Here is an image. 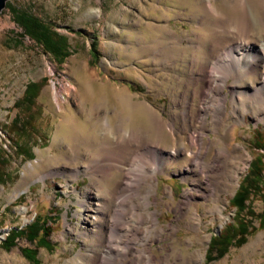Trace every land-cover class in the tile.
Returning <instances> with one entry per match:
<instances>
[{
	"label": "rangeland",
	"instance_id": "1",
	"mask_svg": "<svg viewBox=\"0 0 264 264\" xmlns=\"http://www.w3.org/2000/svg\"><path fill=\"white\" fill-rule=\"evenodd\" d=\"M249 2L264 13L262 0L9 2L0 16V264H103L101 250L122 234L120 197L131 193L124 190L127 170L149 175L163 164L157 151L173 156L177 145L185 147L179 161L148 176L133 197L145 218L131 235L132 251L114 263L264 264V199L258 192L251 198L253 214H243L252 227L247 242L206 261L211 239L234 223L231 201L252 161L258 155L264 160V150L255 146L257 132L264 135L263 62L259 72L225 85L212 78L214 63L231 59L226 56L238 45L235 26L239 15L247 18ZM17 12L65 37L71 55L59 63L18 24ZM252 40L241 45L254 48ZM32 83L41 87L30 105L24 98ZM255 90L261 91L258 114L246 96L242 105L231 102ZM130 132L140 150L123 159L126 172L92 175L88 167L95 171L107 163L109 147L125 150ZM214 206L222 211L210 212ZM37 217L51 230L49 248L18 239L5 249L10 231ZM198 219L205 244L191 228ZM113 223L120 229L109 235ZM26 248H37L35 261L23 254ZM199 249L203 259L194 262Z\"/></svg>",
	"mask_w": 264,
	"mask_h": 264
},
{
	"label": "bare ground",
	"instance_id": "2",
	"mask_svg": "<svg viewBox=\"0 0 264 264\" xmlns=\"http://www.w3.org/2000/svg\"><path fill=\"white\" fill-rule=\"evenodd\" d=\"M262 2L264 5V0H262ZM254 7L255 6L251 2H249V5L247 6V15H248L247 18L242 19L240 17V15L238 16V20H237V23L235 26V28L237 29V35L236 34L235 35H236V37L238 36L240 39H238L239 40L237 42L238 45L231 48L229 50V55L226 56V58H231V59L228 60V59L220 58L214 63L215 65H218L216 73L212 74V78H214L216 82L219 81L225 85L229 78L237 79V78L249 76V74L254 75L255 73L259 72L257 70L258 61H261L264 64V53L261 52V51H264V13H262L258 10H255ZM252 39H255L258 42V44H256L254 46V48L251 46H248V45H246L245 47L243 45H241V43H243V42H248V43L250 42L251 43V41H254ZM225 62L227 63V65L225 64ZM250 65H251L250 72H245L249 68ZM212 81L213 80L209 81V80L205 79L204 85L214 87L212 85ZM260 93H261V91H259V90L253 91L251 95H247V93H239V95H234L231 98V102L234 105L237 103H240L242 105V103L244 101L243 97L246 96L245 98L248 99V101L250 100L252 102L255 109L257 108V106L259 109V108H261L260 103H262V101L260 99ZM225 99H227V96H225ZM255 109H253V110H255ZM258 109H256V112L259 111ZM222 110L225 112L226 108L223 107ZM155 114H157V113H155ZM257 114H258V112H257ZM157 118L161 122V118L159 115H157ZM110 124H111V122L109 119L106 121V126H110ZM161 131L163 132L162 129H161ZM164 132H165V130H164ZM195 132H197V131L195 130L194 133ZM194 133L190 134L188 136V140H189L188 142L191 145V147H194L196 145L195 143L197 141V140L195 141L196 134H194ZM127 136H128L127 141L129 142V144H128V146H126L125 150H124V148L120 149L119 147H116V148L115 147H113V148L109 147L108 148L109 154H106V156H105L106 158L104 156L98 157L99 159H103L102 157H104V159L107 160V163L104 162L103 164H97V167H95V171L92 170L91 165L88 167L89 168L88 170L90 173H92V175L93 174H101V179H105V178L113 176L115 171L126 172L127 167L124 168V166L123 167L120 166V164L125 165V163L123 162V159L127 156H130V157L133 156L134 153H136L138 150H140L139 147L134 146V144H133V141L136 140V137H137L136 134L134 132H130L129 134H127ZM179 149L185 150V147L177 145V149L172 150L173 153L171 155H173V156H169V154H167L165 157H162V156H164L162 154V151L158 150L156 154H158V158L161 159L163 164H160V167H158L159 169L152 171L149 175H148V173H141L139 171H134L132 169L127 170V176L125 177L127 180V183H124V190H126L127 192H131V193L129 196H125V193H123L124 192V190H123L122 191L123 194L120 197L121 203H119V204H121V207H125V209L123 210L124 221L122 222V229H123L122 234H121V237H119L118 239H110L109 238L108 239L109 245L105 248V250H103V249L101 250L102 254L100 257H101V261L103 264H115L114 261L121 259V258H126L128 256V254L132 251L133 240L131 238V235L133 234V230L136 231L140 222L143 221L145 218L144 214L137 212L138 208H137L136 204L134 203L133 197L141 194L140 189H141L143 183L146 184L148 182V181H146L147 178L154 177L156 175V172L159 170H160L159 172H161V171L163 172L165 170V167L167 166V164H169V162L171 164L172 161H175V162L179 161L180 156H182L181 155L182 152ZM194 154H195V152L192 151L191 155H194ZM120 157H121V159H120ZM188 157L189 156H187V155L185 157L187 161L190 160V158H188ZM120 160H121V162H120ZM212 195H213V192H212ZM216 196L217 195H216V191H215L214 200L216 199L215 202H218L219 197L216 198ZM149 197L150 196H147V204L150 201ZM215 209H219L220 211H222L221 208H219L218 206L217 207L214 206L210 212H214ZM199 224H201L200 219H198L196 224L191 225V228L196 232V234H195L196 235V237H195L196 241L199 243L205 244V239H206L205 237L206 236H204V240H203V238H201L198 234V232H201ZM119 229H120V227L117 224L113 223L111 225V230L109 232V235H113L116 231H119ZM201 250L202 249H199L198 253H194L192 255V258H190V259L193 260L194 262L195 261L201 262V260L203 259V255L201 254ZM79 256L82 257V256H84V254H80ZM188 262H190V260H188ZM116 263H117V261H116Z\"/></svg>",
	"mask_w": 264,
	"mask_h": 264
},
{
	"label": "trees",
	"instance_id": "3",
	"mask_svg": "<svg viewBox=\"0 0 264 264\" xmlns=\"http://www.w3.org/2000/svg\"><path fill=\"white\" fill-rule=\"evenodd\" d=\"M9 2L7 3V5ZM16 21L25 29V32L33 39L37 40L47 52L52 53L59 63H63L71 54L65 37L54 32L49 26L45 25L37 17L24 12L16 13ZM93 54L97 55L96 47H93ZM40 84L32 83L27 87L24 103L32 105L40 91ZM22 103V102H21ZM255 146L257 149L264 150V135L257 132L255 136ZM18 149V145L16 146ZM264 160L263 155L254 158L250 165L248 174L241 181L240 187L231 201V206L236 208L234 223L228 224L221 234L211 239L210 247L206 255V261L211 262L224 257L229 248L233 245L241 247L247 242V236L251 225L244 217V213L253 211L250 208L251 198L256 192L262 193L264 199ZM3 172H0V182H5ZM254 217V216H252ZM51 222V220H48ZM51 230L47 222H41L37 217L30 225L24 229H13L8 234L3 246L10 250L16 246L18 239H26L35 243L37 247L49 248L48 237ZM23 254L30 260L35 261L37 248L35 250L23 249Z\"/></svg>",
	"mask_w": 264,
	"mask_h": 264
},
{
	"label": "water",
	"instance_id": "4",
	"mask_svg": "<svg viewBox=\"0 0 264 264\" xmlns=\"http://www.w3.org/2000/svg\"><path fill=\"white\" fill-rule=\"evenodd\" d=\"M12 0H0V16L2 15V12L6 9L7 3Z\"/></svg>",
	"mask_w": 264,
	"mask_h": 264
}]
</instances>
